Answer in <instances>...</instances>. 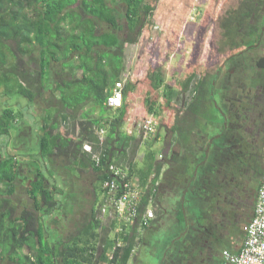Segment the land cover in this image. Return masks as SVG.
Instances as JSON below:
<instances>
[{"label":"trees","instance_id":"obj_1","mask_svg":"<svg viewBox=\"0 0 264 264\" xmlns=\"http://www.w3.org/2000/svg\"><path fill=\"white\" fill-rule=\"evenodd\" d=\"M156 2L0 0V96L16 95L32 102L49 91V101L55 103L54 114L49 111L54 115L53 119L44 117L34 137L37 146L31 161L34 175L27 184V194L40 215L29 208L18 211L15 204L4 197L15 191L18 162L16 155L0 159V184L4 185L0 188V264H55V242L45 236L42 216L52 215L58 207L55 194L60 190L52 175H45L46 158L60 159L67 171L90 168L100 181L108 176L105 169L111 162L126 168L129 175L137 178L143 186L149 181L153 184L160 180L154 191L146 190L141 201V208H144L150 199L154 213L160 210L156 202L160 190L169 189L175 193L178 184L187 183L191 178L199 139L193 129L202 124L200 134L209 136L213 133L210 124L220 116L215 105L218 101L213 83L219 65L246 47L255 32L261 30L264 0H226L223 3L212 23L211 51L205 66L199 64L200 49L198 56L191 58L177 87L166 83L167 71L162 65L148 68L146 115L158 116L163 106L172 109V121L166 125L168 142L178 145L180 150L171 152L167 160L157 159L155 152H148L146 161L139 164L134 157L141 139L122 129L128 111L127 95L134 85L130 80L125 81L121 107L112 109L105 101L115 82L123 77L124 43L137 42L144 20L153 15ZM119 3L124 5V22H120L116 14ZM99 47L103 48L102 51ZM35 50L37 66L29 63ZM52 62L60 63L54 80L50 70ZM255 64L252 69L254 83L257 80L255 73L264 70V55ZM20 115L21 112H15L10 105L3 107L0 136L10 135ZM60 122L67 123L66 131ZM104 127L105 135L101 137L98 130ZM254 132L259 134L257 143L251 146L254 173L247 175L242 171L245 177H240L237 171L234 185L237 188L245 180L242 184L244 190L232 192V195H239L237 200L241 203L234 228L241 232L242 239L264 169V130L257 132L255 129ZM84 143L91 144L93 150L99 152L100 166H96L90 154L83 150ZM246 151L242 150L241 154ZM165 164L168 167L162 171ZM219 184L217 189L223 201V195L230 193L223 180ZM178 218L183 220L181 212ZM132 240L133 237L127 235L126 243L117 246L115 240L107 239L101 253L104 260L109 264H126L133 248ZM106 252L111 256L107 257ZM60 254L62 264H93V257H96L88 253L86 246L79 245L63 246Z\"/></svg>","mask_w":264,"mask_h":264},{"label":"rangeland","instance_id":"obj_2","mask_svg":"<svg viewBox=\"0 0 264 264\" xmlns=\"http://www.w3.org/2000/svg\"><path fill=\"white\" fill-rule=\"evenodd\" d=\"M225 1L226 0H157L153 15L148 17L147 20H144V28L138 36L137 42L124 43L122 52L126 57V61L122 76L126 78V81L130 80L134 85L133 90L127 95L128 111L122 127L125 132H134V134L137 135V125L140 120L146 116L145 95L149 87L148 80L146 79L148 68L153 69L162 65L167 71L165 78L166 83H170L177 87L179 79L183 78L191 58L198 56L200 49L199 64L201 65V59H205L206 55L203 53L210 42L212 23L221 5ZM116 10L119 21L124 22L125 20L122 17L124 5L119 3L116 5ZM102 28L105 27L103 26ZM122 33L124 34L125 31ZM98 49L102 51L103 48L101 49L99 47ZM29 63L30 65L37 66L36 50L30 56ZM59 69L60 63L52 62L50 70L53 80L56 79V73ZM160 94L161 101L163 102L161 90ZM50 95L49 91L45 92V94L32 102H29L24 97L16 95H11L10 97L5 95L0 96V111L3 107L10 105L15 112H21V118H18L19 121L16 122L11 129L12 134L10 136H0V159L12 153L20 156L24 151V153L27 152L30 157V159L28 158L26 161L29 160L31 162L34 160V153L37 149V146L34 144V137L38 132L43 118L49 116L50 119H53L54 116L52 113L55 110L53 109L55 103L49 101ZM50 110L52 113L49 112ZM153 116L159 124L157 130L158 135L150 136L147 139H141L138 136L141 139V146H139L134 158L139 164L146 161L147 153L151 151L155 152V158L160 157L158 159H164L163 150L166 145L164 129L165 125H168L172 121L173 111L163 106V108L160 109V114L158 116L153 114ZM59 125L64 131L67 130V123L61 122ZM105 130V127L102 132L98 130L101 137H104ZM20 134L22 136L25 134L26 136L21 137ZM22 138L23 141L21 142L20 139ZM26 138H28L29 141H27ZM26 161H22L21 165L18 164V172L27 171V167H25ZM28 165L31 167V163ZM45 165L46 166L43 168L44 172L48 170L54 178L55 165L59 167L62 166L60 159L55 158H46ZM88 174L89 177L88 175L85 176L86 182L94 179L92 173L89 172ZM78 185L80 188L81 183ZM0 186L2 187L3 185L0 184ZM22 193L23 192L18 191V195L14 197L15 203H25ZM53 214H55V210ZM54 216L55 215H53V217L50 216V218L54 220ZM238 224L240 225L239 222ZM242 228H244V222ZM236 233L237 230L234 228L231 233L222 234V238L218 240L216 248L219 250L228 248L229 245H232V242H235ZM214 264H219V262L214 260Z\"/></svg>","mask_w":264,"mask_h":264},{"label":"flooded vegetation","instance_id":"obj_3","mask_svg":"<svg viewBox=\"0 0 264 264\" xmlns=\"http://www.w3.org/2000/svg\"><path fill=\"white\" fill-rule=\"evenodd\" d=\"M254 35L246 47L219 65L213 83L220 116L210 124L213 133L201 136L197 161L193 159L192 176L182 188L179 212L183 219L195 221L191 222V227L200 228L204 244L197 258H189L188 264H214V260L225 264L222 257L225 248L219 250L216 245L222 234L232 232L239 215V195H232V192L241 193L245 180L236 188V173L238 171L240 177L254 173L251 146L257 143L259 135L254 131L264 130V70L255 73L254 83L252 69L255 61L264 55V29L261 27ZM245 149L247 153L242 155ZM220 180L230 193L223 195V201L217 189ZM241 236V232L235 234V237Z\"/></svg>","mask_w":264,"mask_h":264},{"label":"crops","instance_id":"obj_4","mask_svg":"<svg viewBox=\"0 0 264 264\" xmlns=\"http://www.w3.org/2000/svg\"><path fill=\"white\" fill-rule=\"evenodd\" d=\"M207 48L203 53L206 55L205 59H201L200 61L202 67L205 66L210 55V44ZM201 126L202 124H199L193 129V132L199 134L197 146L202 136L200 134ZM164 130L166 145L163 153L165 160H167L171 152H179L180 148L178 145H172L168 142L169 137L167 136L169 135L166 125ZM99 131L102 132L103 128H99ZM130 133L134 134V132ZM156 135H158V131ZM23 136L26 135L24 134ZM23 136L21 135V137ZM20 140L22 142L23 138ZM198 154L199 150L197 148L194 161H197ZM9 155H16L15 160L19 165L22 164V161L25 162L26 159H30L27 152L24 153V151L20 156L13 153ZM28 162L30 161L27 160V165L25 164L27 171L17 172V177L14 180L15 191L9 196L4 195V197H8L15 204L18 211L23 208H29L33 213L38 215L39 212L36 213L34 203L27 194V184L34 175V171H32L33 166L31 165L30 167L28 164L31 162ZM167 167V164H165L161 170L164 171ZM89 172L92 173V177L96 181L93 179L86 182L85 176L88 175L89 177ZM45 175L50 176L51 173L46 170ZM52 177L54 178V176ZM54 181L60 190V193L55 194L58 207L55 209V214L52 213L50 215L51 217L55 215L54 220L46 215L42 216V221L46 227L45 236L49 241L55 242V264H62L60 251L63 246L75 247V245H79V247L86 246L88 253L96 256L93 257V264H109L101 254L105 242L107 239H113L117 246L124 245L126 243L125 236L127 235L133 237V248L126 264H188V259L191 257L197 258L200 254L198 251L203 248L204 244L200 238L202 235L200 228L196 225L195 229L191 227L193 226L191 222L195 221L190 218H184L180 221L178 218L179 211L181 210L180 198L183 191L182 188L185 187L186 183L178 184V187L175 188V193H172L169 189L160 190L156 201L160 205V212H155L153 220L147 226L140 228L124 221L118 223L108 213H100L99 205L102 202L101 183L90 168L67 171L63 166L59 167L55 165ZM80 183L81 187L79 188L78 184ZM3 187L4 185L0 186L1 189ZM18 191L23 192L25 202L23 204L15 203L14 197L18 195ZM119 227H121V230ZM193 240L194 244L192 243ZM241 242L242 238L236 237L235 242H232V245H229L225 249L236 250L239 248ZM76 253L79 252L76 251ZM105 255L107 257L111 256L110 252H106Z\"/></svg>","mask_w":264,"mask_h":264},{"label":"built area","instance_id":"obj_5","mask_svg":"<svg viewBox=\"0 0 264 264\" xmlns=\"http://www.w3.org/2000/svg\"><path fill=\"white\" fill-rule=\"evenodd\" d=\"M126 78L122 77L115 82L111 93L106 98V104L116 109L123 104V86ZM157 120L153 115L144 116L137 125L141 139H147L157 134ZM83 150L90 154V158L96 166L101 164V156L94 151L91 144L84 143ZM264 161V149H263ZM108 176L101 181L102 202L99 211L108 213L118 223L128 222L134 226L143 228L154 218V210L149 199V204L141 208V201L146 190L154 191L159 183L149 181L147 185H141L140 181L129 175L126 168L116 163H108L105 169ZM121 230V227H119ZM225 264H264V169L257 190L252 214L247 221L242 242L236 250L224 249L222 253Z\"/></svg>","mask_w":264,"mask_h":264},{"label":"water","instance_id":"obj_6","mask_svg":"<svg viewBox=\"0 0 264 264\" xmlns=\"http://www.w3.org/2000/svg\"><path fill=\"white\" fill-rule=\"evenodd\" d=\"M262 29H264V24H263V26H262Z\"/></svg>","mask_w":264,"mask_h":264}]
</instances>
